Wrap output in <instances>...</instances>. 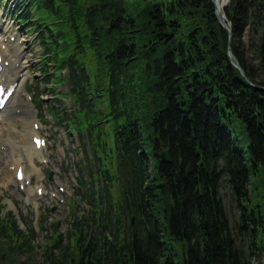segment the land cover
<instances>
[{"label": "trees", "instance_id": "16d2710c", "mask_svg": "<svg viewBox=\"0 0 264 264\" xmlns=\"http://www.w3.org/2000/svg\"><path fill=\"white\" fill-rule=\"evenodd\" d=\"M19 1L43 33L45 58L69 70L80 110L68 120L93 132L92 178L104 181L109 206L104 213L93 195L95 234L83 218L43 262L15 218H0V264L261 263L264 90L249 83L264 88V0H231L226 10L246 79L228 59L211 0ZM249 29L261 30L258 66L245 64ZM106 96L105 114L96 106ZM108 123L114 147L103 143ZM226 186L241 212L238 234Z\"/></svg>", "mask_w": 264, "mask_h": 264}, {"label": "rangeland", "instance_id": "374dc122", "mask_svg": "<svg viewBox=\"0 0 264 264\" xmlns=\"http://www.w3.org/2000/svg\"><path fill=\"white\" fill-rule=\"evenodd\" d=\"M8 5H16V0H9ZM10 12V10H6L5 5L0 4V19L2 20V22H4L6 29L8 28L7 23L11 19H13L12 21L14 24H16L17 21L12 17V14ZM19 28L21 30V33L19 34L21 40L28 42L30 46L28 56L31 57L33 66L31 67V73L29 74V77L31 78V80H34L36 84H43L41 85V88L46 89L44 94L40 96V98L44 101V106H46L47 104L55 101L56 96L50 93L49 89L51 87L46 85L44 86V79L39 77L40 72L38 71V65L41 50L39 43L35 37L36 33L27 31L26 27L23 25H19ZM260 36L261 30H258V32H256L254 29H249L246 31V34L244 36V42L247 47L245 51L246 65H259L257 47L259 46ZM59 90L66 92L65 86H62ZM33 96L37 97V94L33 93ZM15 101L16 106H20V104H22L20 103V101H18V99H16ZM63 101L66 103V107H69L71 105L68 100ZM30 106L32 107L33 111H36L40 115L41 111H39V108H37V106ZM100 108L103 111L108 110L107 99H105V101L100 105ZM45 113L46 112H44V114ZM14 129L23 132L24 126L16 121L12 125V128L9 129V125H3L2 123H0L1 143L5 144L7 142H11L12 144L17 145V147L19 148V150H15L13 152L15 154V157H13L10 153V156L6 158L0 151V158L3 159L2 166L0 168V205L4 206L6 211H11L18 217L23 230L27 229V227L29 226L28 224L35 227L37 222L40 224H44L43 229L38 231L35 229L37 231V236L34 240V245L37 248L39 254L37 259L40 262H43L44 247L47 245L48 238L53 232V225L56 224L52 222L51 218H54V221L56 222H60V230L63 233H66L67 230L73 226L77 218H82V216L87 215V213H89V216L91 214L89 212V205L84 201L85 193H82V195L80 196L81 198L78 196V191H81V189H79V187L77 186V177L81 170L80 163L82 162V168H85L86 170L85 176H88L86 178H88V180L91 182V179L89 178L90 168L88 169V165L85 160L87 155H89L90 159H94V154L89 144L87 145V150H83L82 146L79 144V141H77L75 138L73 141H64V139L60 141L62 144L60 149L62 148L64 150V153H62L60 158H57V153L60 152V149L57 148L59 140L56 141L52 154L50 150H47L45 152L46 157L51 155V165L49 168L39 165L42 178L36 175L34 178V183L35 186H44V188L49 191L53 190V187H56V184L64 187L67 192L66 195L60 194L61 192L59 191V189H54L58 194H60L61 198H64L66 200V204L62 205L58 201L56 202L49 197H37L35 196V194H29L28 189L25 192L19 189V185L14 180L11 166H15L13 164L21 159L27 169V173L31 174L32 176L33 169L28 157H26L23 153V150L20 149L23 145H25V141H23V139L15 133ZM44 129L46 130V126H44ZM60 132L63 133L62 130ZM105 133L107 134V140L112 145L114 142L113 130L111 128L105 129ZM44 134L46 135V132H44ZM92 168L96 170L98 168V165H93ZM52 172L54 173V179L56 180V183L53 185H51L47 179L49 174ZM86 189L91 190L92 187L88 185L85 187V190ZM230 192L231 189L229 186L223 188V193L226 195L224 198V204L231 227L234 229L235 233L238 234L236 227L241 224V212L237 209V205L235 203H232L229 197ZM74 199L78 200L79 204L75 205V207L71 209L70 203L71 201L73 202ZM26 200H30V206L27 205ZM50 209L51 211H49ZM71 213H74V216ZM177 260L181 264H183V259L181 257H178ZM254 264H264V257L262 258L261 263L255 262Z\"/></svg>", "mask_w": 264, "mask_h": 264}, {"label": "bare ground", "instance_id": "6f19581e", "mask_svg": "<svg viewBox=\"0 0 264 264\" xmlns=\"http://www.w3.org/2000/svg\"><path fill=\"white\" fill-rule=\"evenodd\" d=\"M215 5L217 6V8L221 12H224L225 8L227 7V0H215ZM9 48H10V50L7 51L6 53H11L12 54V58L11 59L12 60L15 59L14 63L21 62L22 65H21L20 69L16 70L15 73L13 74V76L10 77V79L7 82V84L10 85V84H15L17 82L18 86H19L20 84H24L26 82V80H27L25 78V75H24V72H23V68H27L28 66L31 65V60H30V58L27 55V53H28L27 50L30 47L28 46V44H24L22 47H18L16 44H11L10 43ZM18 53H19V55H18ZM12 109H15L14 112H16L19 108H17V107L15 108L14 105H13V107L11 108V112H12ZM11 112L9 113L8 119H7L6 122L14 121L17 118V117L14 116L15 114L13 115V113H11ZM10 125H11V123H10ZM26 125L28 126V123ZM28 128L29 127H27V132L25 131L24 134H21V136L24 138V140L26 142V145H25V147H23V149H24V151H25V153L27 154L28 157H30V156L34 157V155H35L34 148L35 147L31 143V140H32V137L35 135V132L32 130V128H30L29 130H28ZM29 140H30V142H29ZM2 162H3V159L0 158V168L2 166ZM17 167H18V163H17Z\"/></svg>", "mask_w": 264, "mask_h": 264}, {"label": "water", "instance_id": "95a60500", "mask_svg": "<svg viewBox=\"0 0 264 264\" xmlns=\"http://www.w3.org/2000/svg\"><path fill=\"white\" fill-rule=\"evenodd\" d=\"M212 1H213V4H215V0H212ZM215 11H216V16H217L221 26L227 30V32L229 34V39L231 40V37H232V25H231V23L228 22L225 13L221 12L216 6H215ZM228 57L232 61V63L235 65V67H237L241 71V73L245 76L244 71L241 69L239 63L236 61V58L234 57L230 47L228 49ZM251 86L254 87L253 85H251ZM160 159H162L165 162H168L169 157H168L167 152H163L160 155Z\"/></svg>", "mask_w": 264, "mask_h": 264}]
</instances>
